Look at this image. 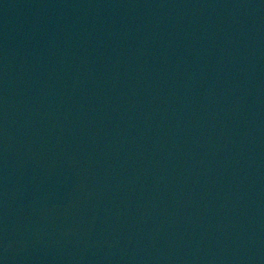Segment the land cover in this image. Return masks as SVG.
Masks as SVG:
<instances>
[{"label": "water", "instance_id": "95a60500", "mask_svg": "<svg viewBox=\"0 0 264 264\" xmlns=\"http://www.w3.org/2000/svg\"><path fill=\"white\" fill-rule=\"evenodd\" d=\"M0 264H264V0H0Z\"/></svg>", "mask_w": 264, "mask_h": 264}]
</instances>
